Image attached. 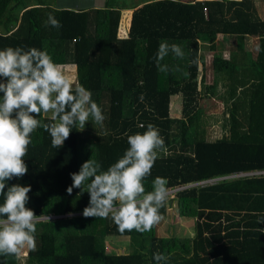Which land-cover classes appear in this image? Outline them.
<instances>
[{"label":"trees","instance_id":"16d2710c","mask_svg":"<svg viewBox=\"0 0 264 264\" xmlns=\"http://www.w3.org/2000/svg\"><path fill=\"white\" fill-rule=\"evenodd\" d=\"M108 4L74 12L55 11L42 2L18 6L16 0H0V50L35 47L47 50L58 65H76V82L107 117L104 128L90 121L83 131L73 129L59 149L43 128L32 134L23 158L27 174L7 182L30 185L26 207L42 217L37 248L27 250L24 264H156V252L170 257L167 264H264V175L235 176L264 171V22L256 17L254 0L146 2L133 10L126 39L117 38L120 12ZM49 13L60 29L45 26ZM218 36L235 37L239 51L244 38L254 39L262 50L255 58L245 53L240 60L235 52L228 60L214 57L205 68L200 51L203 45L216 51ZM162 40L186 41L183 72L189 77L157 69L154 57ZM162 63L172 68L169 56ZM175 95L181 99L178 117L168 107ZM201 99L223 106V133L213 141L196 134ZM37 118L53 122L51 116ZM149 123L160 129L170 154H160L146 190H152L157 176L167 178L168 189L181 187L172 196L177 216L194 221L190 238H158L156 226L143 234H122L110 218L83 217L87 192H66L70 173L82 163L96 159L106 170L129 147L127 136L142 133ZM197 182L204 183L191 185ZM167 203L160 210L163 217ZM46 215L60 218L48 222ZM111 236L128 238L127 250L108 254ZM0 264L20 262L17 256H0Z\"/></svg>","mask_w":264,"mask_h":264},{"label":"clouds","instance_id":"9594fccd","mask_svg":"<svg viewBox=\"0 0 264 264\" xmlns=\"http://www.w3.org/2000/svg\"><path fill=\"white\" fill-rule=\"evenodd\" d=\"M45 26L60 29L62 24L49 13ZM255 50L259 53L262 49L257 45ZM169 55L186 58L179 44L162 40L154 57L162 73L173 71L162 63ZM175 70L180 71L178 67ZM182 74L190 76L187 71ZM144 98L141 94L140 102ZM42 113H50L53 122L37 118ZM106 119L92 93L79 82L70 83L47 50L19 46L0 50V256H17L25 248H37V224L42 217L26 207L31 186L7 183L27 174L23 158L28 155L32 134L43 128L51 137L52 147L59 149L73 129L83 131L90 121L104 128ZM127 144L122 157L106 170L96 159L82 163L77 173H70L72 184L66 192L71 195L75 188L79 194L88 193L83 217L110 218L122 234L133 230L143 234L161 222L160 210L169 197L167 178L157 176L151 191L146 190L145 182L160 154L170 153L160 129L151 123L142 133L128 135ZM43 219L50 221L47 215ZM169 259L162 252L153 254L156 264H167Z\"/></svg>","mask_w":264,"mask_h":264},{"label":"rangeland","instance_id":"374dc122","mask_svg":"<svg viewBox=\"0 0 264 264\" xmlns=\"http://www.w3.org/2000/svg\"><path fill=\"white\" fill-rule=\"evenodd\" d=\"M18 6L21 5H36L40 2L46 5H53L54 0H16ZM110 2H120L128 6L134 5L137 1L144 0H109ZM58 4V3H57ZM253 42L250 43V46ZM254 52V51H253ZM212 61V59H210ZM210 61V63H211ZM208 63V64H210ZM77 77V76H76ZM73 77L71 80H74ZM208 84L213 82L214 77L212 71L208 72L207 76ZM76 82V81H75ZM74 81L71 83H75ZM201 112L200 116L195 124L196 134L199 137H205L208 141H213L221 137L223 131L222 125V109L223 106L217 100L201 99ZM181 99L180 95L172 96L169 99V114L172 117H178L180 115ZM42 116H51V114H41ZM40 115V116H41ZM176 188V187H174ZM172 188V189H174ZM174 191L169 190V197L167 200L166 215L163 217L161 222L156 225V237L167 238L172 236L174 238H190L194 236L195 224L192 218L178 217L175 211L174 198L172 196ZM69 217V216H68ZM72 217V216H71ZM51 219H58L60 217H50ZM128 238L111 236L106 239V252L108 254H115L117 250L126 249ZM27 248L23 249L19 255H17L20 264H24L27 254ZM126 252V251H125Z\"/></svg>","mask_w":264,"mask_h":264},{"label":"crops","instance_id":"0c3cea01","mask_svg":"<svg viewBox=\"0 0 264 264\" xmlns=\"http://www.w3.org/2000/svg\"><path fill=\"white\" fill-rule=\"evenodd\" d=\"M150 1H154V0L137 1L132 6L121 4L120 2H116V1L110 2L109 0H54L53 5L50 4L46 5L44 3L43 4L46 5L47 7H50L51 9H54L55 11L71 10L77 12V11H88L92 9H103L106 7V2H108L109 4L107 6L112 7L113 9H116L120 12V20L117 29V38L126 39L130 31L129 27H130V21L133 10L140 7L142 4ZM195 1H205V0H195ZM210 1H216V0H210ZM230 1L239 2L240 0H230ZM27 6H31V5H27ZM254 10L256 17L262 22H264V0H254ZM251 42H253V44L250 46ZM172 43L179 44L186 53L185 59H177L172 55H169L170 63L174 70V73L176 74L178 72L177 76L183 77L182 73L183 70H185V65L187 64V60H188L186 41L180 40V41H173ZM240 47L242 51L238 50V41L235 37L229 38V37L218 36L216 40V51H209L206 45H203L202 50L200 51L202 57H204L205 68H209L211 66L212 63H210L211 61L210 59L213 60L214 57H222L223 59L228 60L230 58L231 52L232 53L235 52V56H237L240 60L242 59L243 55H245V53H249L251 58H255L256 56L255 49L257 47L256 40L244 38L240 43ZM59 66L61 70L64 72V74L67 76V78L69 79L70 83L73 81L75 82L77 80L78 75H77L76 65L65 64ZM177 67L180 69V71L175 70ZM203 69H204L203 65H200L201 72H203ZM73 77H75L74 80H71ZM116 252L117 253L121 252V250H117Z\"/></svg>","mask_w":264,"mask_h":264},{"label":"built area","instance_id":"2783aa9c","mask_svg":"<svg viewBox=\"0 0 264 264\" xmlns=\"http://www.w3.org/2000/svg\"><path fill=\"white\" fill-rule=\"evenodd\" d=\"M204 11H206V9ZM262 175H264V171L248 172V173L238 174V175H235V176H239V177H252V176H262ZM235 176H230V177H235ZM202 183H204V182H197V183H194V184H191V185L202 184ZM179 188H181V187H176L174 189H169V190L175 191V190H177ZM68 216H71V215H68Z\"/></svg>","mask_w":264,"mask_h":264},{"label":"water","instance_id":"95a60500","mask_svg":"<svg viewBox=\"0 0 264 264\" xmlns=\"http://www.w3.org/2000/svg\"><path fill=\"white\" fill-rule=\"evenodd\" d=\"M118 254H120V252H118Z\"/></svg>","mask_w":264,"mask_h":264}]
</instances>
